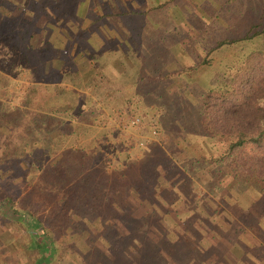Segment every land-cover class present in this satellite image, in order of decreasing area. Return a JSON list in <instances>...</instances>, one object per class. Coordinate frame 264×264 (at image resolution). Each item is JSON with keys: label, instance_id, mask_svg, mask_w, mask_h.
<instances>
[{"label": "rangeland", "instance_id": "obj_1", "mask_svg": "<svg viewBox=\"0 0 264 264\" xmlns=\"http://www.w3.org/2000/svg\"><path fill=\"white\" fill-rule=\"evenodd\" d=\"M179 2L187 12L189 26L192 25L189 30L208 36L219 31L213 8H217L218 18L227 12V6L232 17L244 8L243 0H228L227 6L226 0H219L214 3L216 7L206 0L196 8L189 0ZM42 3L43 0H0V200L10 197L43 220L44 235L53 240L56 248L47 264H264V186L237 176L233 167L225 163L194 162L186 169L177 160L183 152L188 154L197 146L186 145L187 140L182 137L185 131L204 130L197 127V118L187 119L186 123L174 122L176 127H169L172 132L167 133V142V134L148 115L158 116V107L146 106L139 100L136 112H132L130 104L124 108L103 105L93 116L94 127L88 130V126L85 136L77 138L79 144L71 141L73 134L65 140L66 145L73 142V146L81 147L80 156L72 159L71 154H66L69 166L66 161L60 165L52 159L56 145L54 151L44 145L56 134L57 116L46 113L32 126L35 116L29 113L28 122L26 116L23 118L28 107L42 108L41 96L55 80L34 71L37 63L29 68V55L35 52L41 58L50 49L41 36ZM200 20L205 27L194 24ZM241 21L238 14L239 25ZM239 25L222 28V32L233 34L240 29ZM18 32L27 37L21 43ZM12 37L15 43L9 42ZM11 43L16 45L14 50ZM193 69L188 76L194 79H189L193 91L187 103H181L182 108L196 105L202 93L217 84L219 65ZM170 86L172 83H162L161 90L168 91L165 94L169 96L172 93V99L188 90L187 85L178 90ZM148 92V98L155 97L152 90ZM27 93L36 96L23 101L21 97ZM171 97L164 101L172 103ZM169 105L179 108L176 103ZM111 111L115 113L110 115ZM132 114H138L140 120L128 125L125 121ZM160 116L167 121L168 117ZM20 119L19 127L28 124V129L23 138L11 140L12 135L20 134L12 129ZM191 119L194 122L190 123ZM153 127L155 134L151 133ZM197 134V143L206 144ZM32 136L36 138L34 142ZM138 139H142L141 145ZM5 141L9 149L4 146ZM193 141L191 134L189 142ZM168 155L170 162L165 161ZM153 156L158 159L155 161ZM102 170L109 171V175L105 176ZM140 172L144 174L142 181H138ZM129 182L143 183L138 198L131 195ZM7 205L4 201L0 208V264H32L37 252L30 245L25 221L15 219ZM191 223L199 226L198 233H194ZM173 232L183 237L180 243H189L187 233L192 238L194 235V239L186 246L173 244L164 237Z\"/></svg>", "mask_w": 264, "mask_h": 264}, {"label": "trees", "instance_id": "obj_2", "mask_svg": "<svg viewBox=\"0 0 264 264\" xmlns=\"http://www.w3.org/2000/svg\"><path fill=\"white\" fill-rule=\"evenodd\" d=\"M226 1L227 3L225 6L228 5V0ZM204 2H206V0H200L198 4L195 3V8L196 6H201ZM211 2L214 4L218 3L219 0H211ZM39 3L40 1H38V4ZM243 3L244 5L242 7L244 8L240 11H235L234 17H232L233 12L230 6L225 7L227 12H224L221 18L217 16V8H213L212 10V16L215 19V25L219 31L217 35L215 32H212L211 36L204 35L207 41L210 40L211 47L206 50V53L199 63H201L200 65L214 64L216 67L219 65V69L216 70L218 71V76L215 78L217 84L214 86L212 85L211 88L209 87V89L204 91L200 101L197 102L196 105L193 104L191 107L182 108L181 103H187L186 100L189 98L188 95L193 91L191 90L189 79H194L192 77L188 78L190 75L189 71L183 74L180 73L178 75L180 82L178 88L182 89L187 85L186 88H188V90H182L178 93L180 97L177 95L172 99V93L171 96L165 94L168 91H162L160 83L157 86L159 90H152V95L155 97L152 96V98H148L149 92L147 90L145 97L146 99H150L153 104L146 106L152 108L155 106L158 107L160 110L158 116L150 113H148V115L153 116V119L156 120V125L158 126L159 123L161 130L166 134L172 132L169 127H176L174 122L186 123L187 119H198L194 121L197 123V127L204 129L202 130L204 133H202V131H185V133H182V137L187 140L186 145L190 144L193 146L197 144L196 148L188 154L183 152L181 156L177 157V160L184 168L189 169L194 162L195 164L211 161L220 164L225 163L230 168L233 167L237 176L251 179L264 186V0H259V4L258 0H256L255 3H252V0H243ZM215 5L216 4H214V6ZM254 7H256V17ZM219 8L222 9L223 7L221 6ZM236 9H238V5ZM238 14L242 17L240 25L238 24ZM234 24H236V27L239 25L240 29L234 30L233 34L228 32V34L225 35L224 31L222 32V28L224 29ZM18 38H20L19 42L21 43V40L24 41L27 37L21 32H18L17 39ZM9 39V42H12V40L14 43L16 42L14 37ZM14 43L13 45L11 43L12 50H14L13 47L16 46ZM44 47L45 45L43 48ZM47 47L50 48H48L50 51L46 49L41 58L35 52L28 56L29 68H32L33 64L37 63L38 65L34 71L41 73L42 76H49L50 79L54 77L55 80L51 82L50 87H46L47 90H44L46 94L41 96V100L39 99L41 101L39 106L42 108L38 110L28 107L23 118L26 116V121L28 122L29 113L31 116H35L32 120L30 118L32 126L37 118L46 115V113L50 114L52 112V114L57 116L56 134L53 137H49V142L46 146L44 145V147L54 151L53 146L56 145L57 149L52 159H57L58 163L61 165L66 161V154H71L72 156L68 157L72 159H76L80 156L79 152L81 151V147L76 146L77 144H74V146L72 144L73 142H78L79 144L77 138L85 136V130L87 131L88 126V130H90L94 121L93 116L98 115L100 107L110 104L124 108V106L130 104L132 112H136L135 106L138 104L137 101L139 100V103H144V101L147 100L139 97L138 94L140 91L137 90L129 91L127 93L128 96H125V99L121 102H113L107 99L105 102L100 101L102 104H97V100L93 99L92 96L75 89V85L79 86L81 84L80 77L77 78L78 75L76 73L73 71L69 72V69L65 67L69 66L68 63L70 64V60L67 58L66 54L67 43L63 44L61 47L56 43H48ZM23 59L24 58H21L20 60L24 61ZM214 68L215 67L212 66L211 70L213 71ZM191 69H193V67H189V69L186 70ZM60 70L64 72L57 73V71L59 72ZM211 70L209 73H211ZM58 82L60 84H58ZM35 96L36 95L30 96L27 93L26 96L24 94V97L21 98L24 99L23 101H29ZM134 97L136 101L133 100ZM167 97H171L172 103L164 101ZM0 103L3 104L2 101ZM175 103L179 108L175 109L174 106L169 105ZM193 108L196 109L195 113ZM148 111L151 112L152 110ZM114 113L111 111L110 115ZM161 114L168 117L167 121H163V117L160 116ZM171 117H177V119ZM151 118L152 117H150V119ZM21 119L17 122V125L12 128L14 131L19 130L18 133L20 134L12 135L13 138H11V140H14L16 137L23 138V136H25L28 124L19 127ZM153 119H151V122ZM192 119L190 123L194 122ZM35 127L37 128L36 124ZM174 128H172V130H174ZM20 129H24L23 132H21ZM181 129L183 130V128ZM82 130H84V132ZM190 133L193 136V142H189L191 138ZM197 133L199 136L203 137L202 139L206 144L202 142L199 145L197 143ZM72 134L74 136L71 141H74L66 145L65 140L70 139ZM168 134L166 140L170 142ZM186 134L189 135L186 136ZM34 140H36V138L32 136L31 142H34ZM8 145L9 144H6L5 141L4 146L9 149ZM186 145H184V148ZM206 146H208V150L205 149ZM166 149L170 150L167 146ZM76 155L77 157H74ZM168 156L165 157L166 162H170L171 157ZM156 158L157 157L153 156L155 161ZM68 163L69 161H66L67 165ZM87 165H90V163ZM170 165H172V163ZM59 167L61 168V166ZM102 173L105 176L109 175V171L106 170H102ZM138 177V181H142L144 174L140 172ZM127 184L130 187L131 195L134 198H138L139 192L143 189V183L133 184L129 182ZM7 198L8 199L4 201H7L8 212L12 216H15V219L25 221L30 237V245L37 252V256L32 264L49 263L55 255L56 248L53 240L44 235L46 226L43 220L34 214L28 207L20 203H15L10 197ZM4 201L0 200V208L4 206ZM191 228L195 230L194 233L199 232V226L196 223L192 224ZM187 234L190 240L186 241L190 243L191 240L194 239V235L192 238L189 233ZM177 235L178 233L175 235L174 232L172 234L165 233L164 237L170 242L173 241V244L178 243L184 246L189 244L180 243V241L184 239L179 235L177 237ZM176 238H178L177 241Z\"/></svg>", "mask_w": 264, "mask_h": 264}, {"label": "crops", "instance_id": "obj_3", "mask_svg": "<svg viewBox=\"0 0 264 264\" xmlns=\"http://www.w3.org/2000/svg\"><path fill=\"white\" fill-rule=\"evenodd\" d=\"M42 10L43 41L67 43L65 67L80 77L75 89L97 104L121 102L139 90L145 105H152L146 90L162 82L178 88V75L199 65L211 47L202 32L189 30L179 0H43ZM194 24L202 28L205 22Z\"/></svg>", "mask_w": 264, "mask_h": 264}, {"label": "built area", "instance_id": "obj_4", "mask_svg": "<svg viewBox=\"0 0 264 264\" xmlns=\"http://www.w3.org/2000/svg\"><path fill=\"white\" fill-rule=\"evenodd\" d=\"M140 120V116L138 114H132L128 117V119L125 121L128 125H132V124H135V123H138ZM126 124V126H127ZM125 125V123H123V126ZM156 130L155 128H151V133L152 134H155ZM142 139H138L137 142H139L138 144L141 145L142 144Z\"/></svg>", "mask_w": 264, "mask_h": 264}]
</instances>
